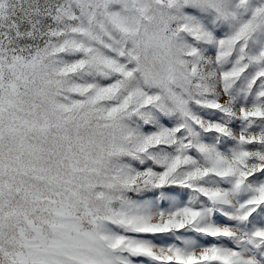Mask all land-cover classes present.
Masks as SVG:
<instances>
[{"label": "snow or ice", "instance_id": "obj_1", "mask_svg": "<svg viewBox=\"0 0 264 264\" xmlns=\"http://www.w3.org/2000/svg\"><path fill=\"white\" fill-rule=\"evenodd\" d=\"M0 264H264V0H0Z\"/></svg>", "mask_w": 264, "mask_h": 264}]
</instances>
